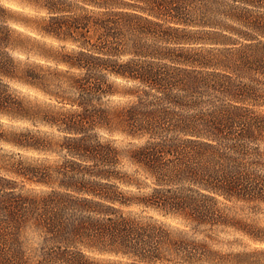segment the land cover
<instances>
[{
  "label": "trees",
  "instance_id": "16d2710c",
  "mask_svg": "<svg viewBox=\"0 0 264 264\" xmlns=\"http://www.w3.org/2000/svg\"><path fill=\"white\" fill-rule=\"evenodd\" d=\"M0 144V264H264V0H5Z\"/></svg>",
  "mask_w": 264,
  "mask_h": 264
},
{
  "label": "rangeland",
  "instance_id": "374dc122",
  "mask_svg": "<svg viewBox=\"0 0 264 264\" xmlns=\"http://www.w3.org/2000/svg\"><path fill=\"white\" fill-rule=\"evenodd\" d=\"M118 143L121 146L124 145V141L122 140V138H120ZM0 147L5 148V150H1L0 149V163L7 164V163H10V162H13V161H17V160H19L21 158L20 156L14 155L13 153L10 152V150H13V149H15V151H18L16 148H14V147H12L10 145H7V144H0ZM50 157L53 158V160H50V161L46 162V164H55V163H57V162H55V160L62 161V157H60L58 155H52ZM55 158H57V159H55ZM38 163H41V162L38 161ZM42 164H44V163H42ZM0 171H5V170L0 169Z\"/></svg>",
  "mask_w": 264,
  "mask_h": 264
},
{
  "label": "clouds",
  "instance_id": "9594fccd",
  "mask_svg": "<svg viewBox=\"0 0 264 264\" xmlns=\"http://www.w3.org/2000/svg\"><path fill=\"white\" fill-rule=\"evenodd\" d=\"M5 2V0H0V3H4ZM7 7H11L12 5L11 4H7L6 5Z\"/></svg>",
  "mask_w": 264,
  "mask_h": 264
}]
</instances>
